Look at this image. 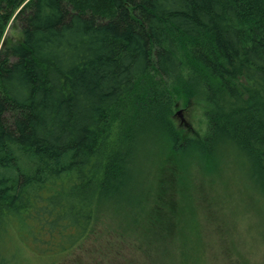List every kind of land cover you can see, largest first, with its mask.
<instances>
[{
    "label": "trees",
    "instance_id": "1",
    "mask_svg": "<svg viewBox=\"0 0 264 264\" xmlns=\"http://www.w3.org/2000/svg\"><path fill=\"white\" fill-rule=\"evenodd\" d=\"M177 96L205 103L201 137ZM161 142L264 191V0H0V264H70L105 215H148Z\"/></svg>",
    "mask_w": 264,
    "mask_h": 264
},
{
    "label": "rangeland",
    "instance_id": "2",
    "mask_svg": "<svg viewBox=\"0 0 264 264\" xmlns=\"http://www.w3.org/2000/svg\"><path fill=\"white\" fill-rule=\"evenodd\" d=\"M21 37L10 21L5 39ZM175 116L183 136L205 133L203 101L175 97ZM147 154L140 169L148 215L124 222L105 215L70 264H264V191L239 162L195 156L184 163L167 142Z\"/></svg>",
    "mask_w": 264,
    "mask_h": 264
},
{
    "label": "flooded vegetation",
    "instance_id": "3",
    "mask_svg": "<svg viewBox=\"0 0 264 264\" xmlns=\"http://www.w3.org/2000/svg\"><path fill=\"white\" fill-rule=\"evenodd\" d=\"M181 115V114H180Z\"/></svg>",
    "mask_w": 264,
    "mask_h": 264
}]
</instances>
